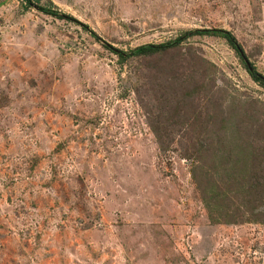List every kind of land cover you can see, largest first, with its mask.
<instances>
[{
    "label": "rangeland",
    "instance_id": "1",
    "mask_svg": "<svg viewBox=\"0 0 264 264\" xmlns=\"http://www.w3.org/2000/svg\"><path fill=\"white\" fill-rule=\"evenodd\" d=\"M30 3L0 0V264H264V87L219 38L103 46L224 29L264 75V0Z\"/></svg>",
    "mask_w": 264,
    "mask_h": 264
},
{
    "label": "trees",
    "instance_id": "2",
    "mask_svg": "<svg viewBox=\"0 0 264 264\" xmlns=\"http://www.w3.org/2000/svg\"><path fill=\"white\" fill-rule=\"evenodd\" d=\"M24 1H25L26 7L31 6L30 0H24ZM36 9L45 15H48V16H51L57 19L64 18L63 15L58 14L57 12L52 11L47 8L36 7ZM67 19L71 20V18H67ZM77 25H79L83 30L90 33L89 30H87V28L84 25L80 23H77ZM194 36L215 37V38L224 40L226 45L234 52L236 57L241 62L243 69L245 73L247 74V76L249 77V79L252 82L264 87V75L256 71L254 65L250 63L247 57L244 55V52L242 51L241 46L237 43L234 36L230 32L224 29L207 28V29H194L191 31L189 30V31L182 32L177 37H175L173 40L167 41L165 43L145 44V45L135 47L133 49H129L125 52L114 50L109 45H106V44H103V46H105V48H107L108 50L114 52L120 59L132 58V57H146V56H150V55H153L159 52H163L169 48H173L179 45L182 41H185L186 39L190 37H194ZM97 41H100V40H97Z\"/></svg>",
    "mask_w": 264,
    "mask_h": 264
}]
</instances>
